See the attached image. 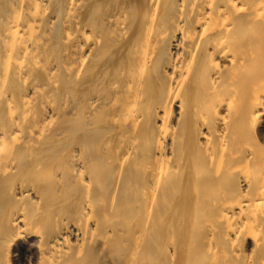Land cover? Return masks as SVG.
<instances>
[{
	"label": "bare ground",
	"instance_id": "6f19581e",
	"mask_svg": "<svg viewBox=\"0 0 264 264\" xmlns=\"http://www.w3.org/2000/svg\"><path fill=\"white\" fill-rule=\"evenodd\" d=\"M0 264H264V0H0Z\"/></svg>",
	"mask_w": 264,
	"mask_h": 264
}]
</instances>
